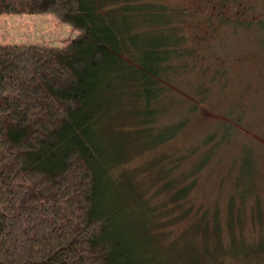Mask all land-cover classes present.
<instances>
[{
	"label": "trees",
	"instance_id": "trees-1",
	"mask_svg": "<svg viewBox=\"0 0 264 264\" xmlns=\"http://www.w3.org/2000/svg\"><path fill=\"white\" fill-rule=\"evenodd\" d=\"M104 3L0 0V13L49 11L79 30L65 45L0 43V264H150L162 257L159 249L151 259L153 250H147L156 244L151 230L154 215L159 213L162 230L171 231L175 221L195 211L197 229L182 228L186 246L180 249V264H217L226 256H238L246 249L224 244L221 208L218 203L214 209L206 207L207 193L202 191L208 185L197 175L219 145H227L231 134L240 133L231 123L208 135L214 147L204 148L205 158L195 170L188 168L196 155L200 158L198 145L180 156L169 153V162L158 166L162 161L158 160L150 166L149 176L159 177L158 190L164 193L157 205H149L152 191L143 199L141 186V193L134 181L130 191L125 190L116 177L117 164L130 157L127 138L133 150L136 140L137 144L147 141L157 132L160 138L148 144L151 147L171 140L187 121L184 117L156 131L147 127L134 137L113 130L111 138L99 129L105 109L111 113L116 109L106 94L119 76L124 83L131 81L141 97L145 112L135 121L153 122L159 110L152 105L163 86L159 77L167 74L169 51L179 43L176 15L180 12L168 9L166 0ZM140 25L144 30L135 31ZM238 26L232 28L235 33ZM131 44L139 57L134 64L123 57ZM125 98L131 95L119 97ZM196 188L200 198L191 196ZM240 194L244 201L247 193ZM136 197L142 200L130 204V217L125 214L126 198ZM234 200L232 193L231 216L242 212L236 205L232 211ZM141 220L149 228V238L138 236ZM256 246L264 248L261 243Z\"/></svg>",
	"mask_w": 264,
	"mask_h": 264
},
{
	"label": "rangeland",
	"instance_id": "rangeland-1",
	"mask_svg": "<svg viewBox=\"0 0 264 264\" xmlns=\"http://www.w3.org/2000/svg\"><path fill=\"white\" fill-rule=\"evenodd\" d=\"M166 1L169 3L168 9L178 8L182 11L179 21L181 20L183 27L180 31L183 33V38H178L179 43H173L175 49L169 51L171 53L167 57V67L164 69L167 74L159 77L160 85L163 86L152 105L156 107V111L159 110L158 113L155 114L151 124L142 122L138 124L135 117H141L145 112L141 97L138 93L135 94L137 90L134 91L129 85L131 81L124 83L123 77L119 76L106 94L108 100L114 102L116 109L113 113L112 110L105 109L106 117L104 121L100 119L102 124L99 129L102 134L111 138L110 133L113 130L117 134L134 137L138 135V130L147 127H152L156 131L159 127L162 129L167 124L176 123L184 117L187 121L173 133L171 140L156 143L151 147H148V144L160 138L157 132L147 141L137 144L138 140H136L135 145H131L137 147L133 150L129 147L132 142L130 141L129 144L127 138L125 149L130 151L128 155L130 157L126 162H119L114 173L125 190L130 191L133 181L139 186V193L142 187L143 199L152 191L149 205L150 203L157 205L161 197H164V193L158 190L161 184H157L159 177H155V174L149 176L148 171L152 170L151 167H154L156 161L162 160L158 166L165 164L170 161L166 158L169 153L171 155L174 153L173 157L180 156L179 154L189 152L198 145L202 148L200 158L198 159L196 155L188 168L189 171L195 170L197 164L205 158L202 154L204 148L214 147V142L209 143L208 135L217 126L231 123L240 132L235 135L238 139L231 134L227 145L216 144V147L219 145L217 152H211L207 163L203 164L202 170L197 174L202 177V183L208 185L202 191L203 194L207 193L206 207L214 209L218 203V208H221L220 226L224 244L230 247L236 243L239 248L246 249L238 256H226L217 264H264V248L257 250L256 246L261 243L264 247V25H241L237 27L240 29L236 33L232 29L240 24L234 22L238 19L242 20L241 15L249 17L243 18V21L261 18L264 22V0L211 2L198 0L200 7L196 6L193 0ZM104 2L105 0H102V3ZM221 9L230 14L227 19L222 18L224 15L220 14ZM238 10L244 12L239 13ZM232 14L235 16L231 21L226 22ZM134 29L144 30L141 25ZM206 30L208 39L202 37ZM78 31L72 24L49 11L0 13L1 44L65 45ZM154 41L160 42L161 39ZM135 44L134 40L133 45ZM133 45L129 46L130 51L123 56L132 64L139 62ZM122 89L126 97L131 95V99L125 98L122 101L119 99L120 95H123ZM116 110L121 114H117ZM117 126L124 130L116 129ZM125 129H128V133ZM163 133L166 134L167 131ZM145 145L147 147L143 148ZM250 157L254 161L250 162ZM155 184L158 185L157 189ZM119 190L123 191V188L120 186ZM242 191L247 193L244 201L240 197ZM191 192L193 198H200L201 191L199 192L198 188ZM232 193L235 197L232 211H235L236 205L242 212L236 211L231 216L228 212L230 208L228 198ZM126 200L125 214L130 216L129 212L132 209L130 204L136 206L138 204L136 202L142 199L136 197L133 201L131 198ZM154 208L156 206L153 210ZM157 214L151 222V230L156 236L155 248L147 250H153L149 253L151 259L155 256L154 250L159 251V249L162 257L154 258L155 260L150 264H180V253L186 246L183 237L185 232L182 228L197 229L199 222L195 216L198 214L195 211L187 218H181L182 221H175L171 225V231L162 230ZM232 220H234L233 224H231ZM140 222L141 231L138 236L149 238L150 234L147 232L149 228L145 220Z\"/></svg>",
	"mask_w": 264,
	"mask_h": 264
},
{
	"label": "flooded vegetation",
	"instance_id": "flooded-vegetation-1",
	"mask_svg": "<svg viewBox=\"0 0 264 264\" xmlns=\"http://www.w3.org/2000/svg\"><path fill=\"white\" fill-rule=\"evenodd\" d=\"M193 1H195L196 3H195V5L196 6H199L200 7V3L198 4V0H193ZM208 2H211V1H215V0H207ZM219 1V0H218ZM219 3V2H218ZM198 4V5H197ZM213 6L214 7H217V5L216 4H213ZM176 10H178L180 13H179V15H178V13H177V15H176V25L177 26H179V29H180V31H181V29L183 28L182 27V24H181V20L179 21V18L181 17V15H182V11L180 10V9H176ZM238 12L239 13H242V12H244V10H238ZM210 13V12H209ZM220 14L222 15H224V17H222V18H224V19H227V16H229L230 14L228 13L227 14V12H225L223 9H221V12H220ZM227 14V15H226ZM180 16V17H179ZM235 15L234 14H232L229 18H228V20L226 21V22H229V21H231L232 20V18L234 17ZM237 17V16H236ZM209 18H211V15H209ZM248 19L249 17L248 16H246V15H241V19L242 20H236L235 22H234V24H236V23H240V24H238L239 26H241V25H260V24H262L263 23V20L260 18V19H258V20H254V21H248V20H245V21H243L244 19ZM207 27H209V25L207 26ZM213 27V26H212ZM180 31H179V37L180 38H183V33L181 32L180 33ZM202 37L203 38H206V39H208L209 37H208V34H207V30H206V32L205 33H203V35H202ZM198 41V40H197ZM178 46V45H177Z\"/></svg>",
	"mask_w": 264,
	"mask_h": 264
}]
</instances>
